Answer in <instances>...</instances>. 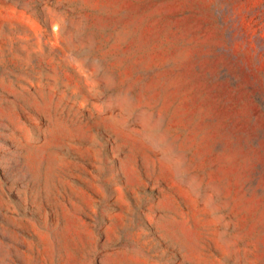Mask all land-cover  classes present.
Wrapping results in <instances>:
<instances>
[{
    "label": "rangeland",
    "instance_id": "rangeland-1",
    "mask_svg": "<svg viewBox=\"0 0 264 264\" xmlns=\"http://www.w3.org/2000/svg\"><path fill=\"white\" fill-rule=\"evenodd\" d=\"M0 264H264V0H0Z\"/></svg>",
    "mask_w": 264,
    "mask_h": 264
}]
</instances>
